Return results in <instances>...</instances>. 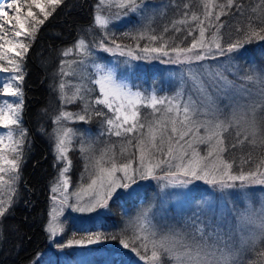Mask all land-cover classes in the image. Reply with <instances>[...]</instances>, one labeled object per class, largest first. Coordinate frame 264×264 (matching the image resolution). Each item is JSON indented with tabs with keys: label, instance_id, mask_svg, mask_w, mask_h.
Listing matches in <instances>:
<instances>
[{
	"label": "rangeland",
	"instance_id": "1",
	"mask_svg": "<svg viewBox=\"0 0 264 264\" xmlns=\"http://www.w3.org/2000/svg\"><path fill=\"white\" fill-rule=\"evenodd\" d=\"M117 4L118 0H99L98 2L94 22L98 15L103 20H107L106 27H102L95 22L105 32H114L122 25L127 26L130 23L133 25L137 20L136 18H138L136 14L139 12L127 15L121 13L119 19L114 14L107 15L103 13L105 6L118 7ZM162 9L164 10L163 7ZM21 12L26 14V9L22 8ZM160 14L161 12L158 14V18ZM149 28V26L143 28L142 25L139 27L145 32L149 31ZM145 32L142 33L144 35L148 34ZM5 39H11L15 43L20 38H15L9 33V36ZM81 41H83V45L78 47ZM63 53L65 61L63 64V78H65V81L60 84L62 106L71 104L83 97L89 91L88 85L90 83L94 88L93 90H95L93 107L98 108L105 115L100 118V125L95 131H91L90 127L84 123V125L77 123L79 121L77 117L84 115V113H76L63 108L56 118L48 142L52 155L48 161L51 164L50 172H53L50 179L51 184L48 187L51 203L47 219L48 226L53 214H55L57 223L64 229L55 237L56 241H60V244H67L68 240L81 239L90 234L103 233L107 235L121 232L122 234H128L130 239L133 237L147 238L146 243L150 256L153 241L158 244L169 238L176 239L178 238L174 235L176 233L180 234L187 243L207 246H219L218 241H226L230 237L236 250L235 258L240 261L248 251L264 238V188H247L245 186L241 188L238 185L234 188L222 189L217 185L212 186L202 183L196 184L193 191H188L192 187L191 185L183 187L178 184H168L167 181L154 184L153 181L147 179L140 181L138 185H133L127 190L120 189L113 196L137 197L130 206H124L121 209L119 222L107 217L113 213L110 203L107 209H99L97 212L90 214L78 213L73 211L71 207H61L60 205L63 195L59 171L63 169L65 162L56 163L54 149L58 139H64L67 147L66 155L68 161H70L68 164L69 171L65 173L69 181L68 194L78 191L81 187H86L90 183V179L94 178V173L98 172L99 167L110 166L107 161L111 157L116 156L123 159L120 156L122 150H127L125 155L128 152L135 151L126 141L118 146L117 141L122 138L125 139V137H116L111 134L106 119L112 117L113 114L105 105L96 103V100L104 98L100 92V84L97 81L104 82L110 76L116 85H124L125 91L133 94L139 93L140 103L137 107L139 108L140 118L143 120H158L162 116L167 119L168 116L174 115L173 113L166 114L164 106L159 104L156 106L159 111L154 110L150 103L151 98L155 96L158 99L166 98L181 105L190 103L194 107L193 119L213 122L216 120L231 121L228 128L242 131L247 135L245 132L247 124L245 122L252 119L257 122L258 119L255 112H245L247 111L245 100L249 95V89L241 85L237 86L229 76V72L233 74V72L240 70L239 52L190 64L166 66L161 67V69L151 68V73L143 70L141 78H146V82L140 81L139 85H135L133 82L134 71L140 70V66L137 65L135 60L105 52L102 48L90 44L83 38L77 39L65 48ZM74 56L77 58L72 60ZM5 59L7 61L13 59V54L6 53ZM9 66L11 69L7 72L0 70V107L4 108V115L12 118H16L14 111L16 101L22 100V108L19 112L18 124L9 125L8 128L0 125V156L4 157V160H0V167L6 170L10 168L6 161L12 158L11 149L15 147L20 129H23L26 135L22 163L27 141V132L22 127L25 103L23 82L20 83L13 79L16 75L13 70L14 65L9 64ZM254 72L257 73V70L254 69ZM21 74L23 75V66ZM9 83L12 85L13 91H15V86L19 85L22 96L5 95L3 85ZM93 90L90 89V92ZM230 96L232 97V107L231 100L228 99L229 110L225 112L219 103ZM108 99L113 107L122 104V113H130L132 110L127 99H114L111 96ZM132 99H136V97L133 96ZM5 100L13 102V111H10L4 105ZM237 110L240 112L237 113ZM65 113L72 114V118H65L63 115ZM9 132L12 133L11 138ZM200 135H205L203 128L200 129ZM74 146L82 149L85 156V166L77 183H73L70 175L71 158L69 151ZM195 146L198 147L201 155L206 154L207 144H197ZM22 163L18 170V179L11 185L8 183V177L12 173L9 171L0 172V176L4 177V180L0 181V200L5 201V207L8 210L15 202L19 191ZM53 187L58 189L55 194L51 191ZM53 195L56 196L55 200L52 199ZM8 200H11L10 204L7 203ZM71 203H74V197L70 196L69 204ZM53 208L57 209L55 213H53ZM3 217H0V225ZM93 227L96 228L95 233L90 232ZM68 228H70L69 238L65 234ZM198 229H203V232L201 233ZM77 232L83 234L74 238L73 235ZM50 241L54 248L45 252V264H146L139 257L132 260L131 253L117 249L118 246L106 241L87 246L73 245L69 249L58 247V244L54 243L52 239ZM137 242L139 241L137 240ZM140 250L143 252V248ZM70 251L75 252L76 255L70 256ZM158 256L161 264H175L171 256L163 255L160 252H158Z\"/></svg>",
	"mask_w": 264,
	"mask_h": 264
},
{
	"label": "snow or ice",
	"instance_id": "2",
	"mask_svg": "<svg viewBox=\"0 0 264 264\" xmlns=\"http://www.w3.org/2000/svg\"><path fill=\"white\" fill-rule=\"evenodd\" d=\"M61 2L62 0H0V61L5 59L6 53H12L14 58H19L18 61L11 59L8 63L14 65L13 70L16 75L13 79L20 83L23 81L22 63L29 51L31 41L34 40L39 27L45 24ZM117 6L120 10H125L124 15L141 11V5L137 3V0H118ZM261 6L264 7V0H261ZM203 7V18L195 12L189 14L188 11H185L182 14L183 18L173 25L174 31L181 33L184 37L180 41L181 44L190 39V43L184 47L175 43L169 44L163 35L152 34L147 37L149 43L141 47L137 42L135 48L117 43L115 36H110V46L102 44V50L114 55L118 53L119 56L128 57L129 60H162L167 57L165 62L168 63L190 64L237 52L243 48L244 44L253 39L264 40V19L256 22L251 17H248L245 25L235 28V39L229 37L227 40H223L220 34V29L224 26L221 22V16L228 15L233 7L236 9V13L243 16L245 9L242 4H234V0H226V3H216L213 0L211 7L208 2H205ZM22 8L26 9V14H22ZM34 9L38 11H34ZM114 15L117 19L120 18L119 13H114ZM95 22L102 27H106L108 23L99 15ZM168 31V28L164 29L165 33ZM197 32L198 35L194 34ZM208 32H211L210 37L206 36ZM9 33L20 39H17L15 43L11 39L6 40L5 38L9 36ZM125 35L128 36L129 34L126 33ZM131 39L140 41L145 39V35L141 33L131 36ZM153 42L157 43L158 46H151ZM82 45L83 41L78 47ZM0 70L7 72L10 69L0 65ZM248 78L251 79L252 77L249 76ZM97 83L100 84V92L104 98L96 100V103L105 105L113 114L112 117L106 119L111 134L116 137H125L127 144L131 145L135 151L125 155L127 150H122L120 156L123 159L116 156L111 157L107 161L110 166L99 167L98 172L94 173V178L90 179V183L86 187H81L78 191L68 194L69 181L65 173L69 171L68 164L70 161L66 155L67 147L64 139H58L54 149L56 163L65 162V166L59 171L63 195L60 200L61 207H71L73 211L82 214L107 209L118 190H127L133 185H138L140 181L149 178L167 181L168 184H178L183 187L191 185L192 187L188 191H193L196 188L195 182L197 181H203L206 185H218L222 189L236 187V181L241 182V188L248 184L264 185V160L257 161L249 155L237 164L235 160L225 159L223 155L246 140L254 144L258 136L264 138V123L258 126L255 119L246 121L245 132L247 135L244 139H239L240 133H237L236 142H229L228 145H225L222 133L228 131V125L231 124V121L196 120L193 119L194 107L190 103L181 105L178 102L173 103L166 98L158 99L155 96L151 98L150 106L159 111L156 106L157 104L162 105L166 114L173 113L174 115L168 116L167 119L162 116L158 120H143L140 118L137 107L140 103L139 93L133 94L125 91V86L116 85L110 76L104 82L97 81ZM3 92L7 96H22L19 85H16L15 91H13L10 83L3 85ZM110 96L114 99H127L132 109L130 113H122V104L113 107L108 99ZM133 96L136 99H132ZM15 103L16 109L14 110L13 102L4 101L7 109L15 111L16 118L4 115V108L0 107V125L4 128L19 122L22 100ZM63 115L67 119L72 118V114L65 113ZM97 115H103V113L97 111ZM77 118L84 121L86 117L79 115ZM201 128L204 129L205 135H200ZM11 136L12 133L9 132V137L11 138ZM25 139V132L20 129L15 147L11 149L12 158L6 161L10 168L6 170L0 167V172L9 171L12 173L8 177L10 185L18 179ZM197 144L208 145L206 154L201 155L198 147L195 146ZM0 160H4V157L0 156ZM158 170L163 174L158 175ZM3 180L4 177L0 176V181ZM51 191L55 194L58 189L53 187ZM70 196L74 197V203L69 204ZM52 199L55 200L56 196L53 195ZM7 203L10 204L11 200H8ZM56 211L57 209L53 208V213ZM6 212H8V208L5 207V201L0 200V217H3ZM45 230L54 243H60L55 240V237L64 229L57 223L55 214H53ZM198 231L202 233L203 229H198ZM124 234L126 235V233ZM174 235L178 238H169L158 244L153 241L150 256L146 243L147 238L123 239L121 232L110 235L90 234L81 239L68 240L67 244H60V246L62 248L73 245L87 246L105 240H115L146 264H161L158 252L171 256L175 264H241L235 258L236 250L230 237L226 241H218L219 246H207L190 244L185 242L180 234ZM141 248H143V252L140 250ZM252 250L256 251L260 258L253 264H264V249L253 248Z\"/></svg>",
	"mask_w": 264,
	"mask_h": 264
},
{
	"label": "trees",
	"instance_id": "3",
	"mask_svg": "<svg viewBox=\"0 0 264 264\" xmlns=\"http://www.w3.org/2000/svg\"><path fill=\"white\" fill-rule=\"evenodd\" d=\"M98 2L99 0H62L45 24L39 27L23 60L22 84L25 103L22 127L27 132V141L24 147L19 191L15 202L4 215L0 225V264H45V252L54 248L45 229L51 203L48 187L51 184L50 179L53 172H50L51 164L48 161L49 157L52 156L48 142L58 114L63 108L76 113H84L85 120H79L77 123L88 125L91 131L98 129L99 120L105 115L103 112V115H97V111L100 110L93 107L95 90H93L94 88L90 83L88 85L89 91L83 97L71 104L62 106L60 84L65 81V78H63V64L65 62L63 50L79 38L87 40L98 48H102V44L110 46V36H115L117 43L122 45L135 48L136 43L139 42L141 47H143L149 43L147 37L152 34L163 35L169 44L175 43L184 47L190 43V39L185 40L181 44L180 41L184 37L181 33L174 31L173 25L183 18L182 14L185 11H188L189 14L195 12L203 18L204 3L208 2L211 7L213 0H137V3L141 5V11L136 14L138 17L136 22L133 25L132 23L127 26L122 25L114 32H105L95 24L94 14ZM215 2L226 3V0H215ZM236 3L243 5L245 9L244 15L241 16L236 13V9L233 7L228 15L221 16V22L224 26L220 29V34L223 40H227L229 37L235 39V28L245 25L248 17H251L256 22L264 19V7L261 6V0H234V4ZM185 5H187V8H185ZM34 11L38 10L34 9ZM124 11L114 6H105L103 9V13L107 15L121 14ZM153 12L155 14H152ZM160 12L161 14L158 18ZM141 25L143 28L149 26V31L145 32V30L139 29ZM181 27L183 28L184 26ZM165 28L169 29L167 33L164 32ZM142 32L148 33L145 35V39L140 41L131 39V36L139 35ZM126 33L129 35L126 36ZM194 34L198 35V32ZM206 36L210 37L211 32L206 33ZM151 46H158V44L153 42ZM237 52L240 53V70L232 71L233 74L229 72V76L237 86L241 85L249 89V95L245 100L247 107L245 112H255L258 119L257 125L259 126L264 123V40L253 39L251 42L244 44L243 48H240ZM116 55L119 54L117 53ZM76 58L74 56L72 60ZM13 59L19 60V58L14 57ZM167 59V57H164L162 60H135L137 65L140 66V70L133 73L134 84L139 85L140 81L146 82V78H141L143 70L151 73V68L161 69V67L166 66L182 65L165 62ZM0 65L11 69L7 59L0 61ZM76 68L78 67L76 66ZM254 69L257 70V73L254 72ZM249 76L252 78L249 79ZM90 89L93 91L90 92ZM228 99L231 100L232 107L231 96L219 103L225 112L229 110ZM236 112L239 113L240 111L237 110ZM237 133H240L239 139L241 140L246 136L242 131H236L231 128H228L227 132L222 133L225 145H228L229 142H236ZM124 141L126 139L122 138L117 141V145L120 146ZM69 154L71 158L70 175L73 183H77L85 166V156L82 153V149L76 146L70 149ZM223 155L225 159L235 160L237 164L249 155L257 161L264 160V138L258 136L254 144L246 140L242 144H237L236 148L231 149L230 152H225ZM162 174L158 170V175ZM149 179L154 184L162 182ZM202 183L204 182H195V184ZM235 184L237 187L241 182L236 181ZM245 187L263 189L264 185L248 184ZM136 199V196L130 198L124 195L113 197L110 201L113 213L107 216L108 219H114L119 222L121 209L124 206H130L132 201ZM69 229L65 232L68 238L70 237ZM95 231L96 228L94 227L90 229L92 233H95ZM82 234L77 232L73 237L77 238ZM121 238L131 240L128 234L121 233ZM105 241L115 244L118 246L116 247L117 249L131 253L132 260L137 257L131 251L120 248L118 241ZM56 244L61 247L60 243ZM66 248L69 249V247ZM253 248L264 249V238ZM252 249L240 260L241 264H253L254 261L260 259L256 251ZM69 254L70 256L76 255L72 251Z\"/></svg>",
	"mask_w": 264,
	"mask_h": 264
}]
</instances>
